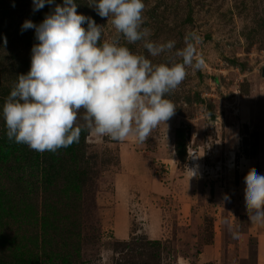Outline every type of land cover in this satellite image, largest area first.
<instances>
[{
    "label": "rangeland",
    "instance_id": "374dc122",
    "mask_svg": "<svg viewBox=\"0 0 264 264\" xmlns=\"http://www.w3.org/2000/svg\"><path fill=\"white\" fill-rule=\"evenodd\" d=\"M74 2L103 25L101 43L116 36L90 0ZM143 2L149 39L175 41L173 53L121 44L160 64L190 42L203 60L166 94L174 115L145 142L117 141L82 109L79 142L41 153L7 138L2 106L39 43L24 21L64 0H0V264H264L244 193L250 168L264 174V0Z\"/></svg>",
    "mask_w": 264,
    "mask_h": 264
},
{
    "label": "clouds",
    "instance_id": "9594fccd",
    "mask_svg": "<svg viewBox=\"0 0 264 264\" xmlns=\"http://www.w3.org/2000/svg\"><path fill=\"white\" fill-rule=\"evenodd\" d=\"M53 2L33 0V11ZM90 6L110 19L116 33L111 41L101 43L103 25L78 13L74 0L55 5L40 24L24 21L22 30L34 28L39 43L32 47L30 70L18 76L2 106L9 140L41 153L71 146L79 142L83 109L85 126L97 136L123 141L135 135L145 142L174 115L176 107L166 94L186 78L187 67L203 65L194 43L153 64L119 40L122 35L127 44L143 41L152 57L173 53L175 41L157 44L142 27L143 0H90ZM244 181L249 219L264 223V174L250 168Z\"/></svg>",
    "mask_w": 264,
    "mask_h": 264
},
{
    "label": "water",
    "instance_id": "95a60500",
    "mask_svg": "<svg viewBox=\"0 0 264 264\" xmlns=\"http://www.w3.org/2000/svg\"><path fill=\"white\" fill-rule=\"evenodd\" d=\"M262 74H263V76H264V67H263V69H262ZM210 118L213 120V119L215 118V115H214V114H210Z\"/></svg>",
    "mask_w": 264,
    "mask_h": 264
},
{
    "label": "bare ground",
    "instance_id": "6f19581e",
    "mask_svg": "<svg viewBox=\"0 0 264 264\" xmlns=\"http://www.w3.org/2000/svg\"><path fill=\"white\" fill-rule=\"evenodd\" d=\"M121 179V178H120ZM122 180V179H121ZM127 183V182H126Z\"/></svg>",
    "mask_w": 264,
    "mask_h": 264
}]
</instances>
